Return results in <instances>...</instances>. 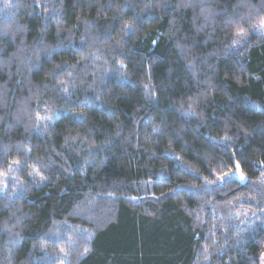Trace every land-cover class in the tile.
I'll list each match as a JSON object with an SVG mask.
<instances>
[{"label": "trees", "instance_id": "obj_1", "mask_svg": "<svg viewBox=\"0 0 264 264\" xmlns=\"http://www.w3.org/2000/svg\"><path fill=\"white\" fill-rule=\"evenodd\" d=\"M262 21L264 0H0V264H259Z\"/></svg>", "mask_w": 264, "mask_h": 264}, {"label": "rangeland", "instance_id": "obj_2", "mask_svg": "<svg viewBox=\"0 0 264 264\" xmlns=\"http://www.w3.org/2000/svg\"><path fill=\"white\" fill-rule=\"evenodd\" d=\"M264 22V21H262ZM261 29L262 26L260 25ZM263 32V31H262ZM2 177L0 178V191L2 190V188L4 189V186L2 184ZM64 263V259L61 260V262L59 264H63ZM259 264H264V249L260 252L259 254Z\"/></svg>", "mask_w": 264, "mask_h": 264}]
</instances>
